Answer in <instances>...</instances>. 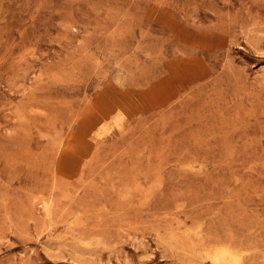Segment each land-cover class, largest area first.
<instances>
[{
    "label": "rangeland",
    "instance_id": "rangeland-1",
    "mask_svg": "<svg viewBox=\"0 0 264 264\" xmlns=\"http://www.w3.org/2000/svg\"><path fill=\"white\" fill-rule=\"evenodd\" d=\"M0 264H264V0H0Z\"/></svg>",
    "mask_w": 264,
    "mask_h": 264
},
{
    "label": "bare ground",
    "instance_id": "bare-ground-1",
    "mask_svg": "<svg viewBox=\"0 0 264 264\" xmlns=\"http://www.w3.org/2000/svg\"><path fill=\"white\" fill-rule=\"evenodd\" d=\"M211 258L213 259L214 262L231 261V262L237 263V258L227 250H222L218 253L212 254Z\"/></svg>",
    "mask_w": 264,
    "mask_h": 264
}]
</instances>
